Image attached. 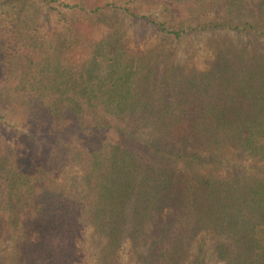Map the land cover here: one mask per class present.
I'll return each mask as SVG.
<instances>
[{"label": "trees", "instance_id": "16d2710c", "mask_svg": "<svg viewBox=\"0 0 264 264\" xmlns=\"http://www.w3.org/2000/svg\"><path fill=\"white\" fill-rule=\"evenodd\" d=\"M102 1L0 0V264H264V0Z\"/></svg>", "mask_w": 264, "mask_h": 264}, {"label": "rangeland", "instance_id": "374dc122", "mask_svg": "<svg viewBox=\"0 0 264 264\" xmlns=\"http://www.w3.org/2000/svg\"><path fill=\"white\" fill-rule=\"evenodd\" d=\"M104 2H107V0H103L100 3L102 4ZM92 3L95 4V2ZM53 7H58V11L55 9L48 10L43 5H38V4L34 5L33 2L25 7L23 14L25 16L30 17V19H33L34 22V17H35L34 13H36L37 22L39 23V27L41 28V32L43 33L45 32L47 33V31L51 30L54 27L60 29L62 28V26L65 27L66 24L67 26L71 24L74 27H77L79 33H83L84 31H86V27H85L86 23L84 21L85 19L81 15L72 16V13L74 11L69 10L67 7H63L58 4H53ZM140 11L144 13H156L157 6L153 5L152 3H147V5H142L140 7ZM12 13H14V10H10L8 5L0 3V23L9 25L10 24L9 22L12 20ZM96 36H97L96 34H93V39H95ZM88 39H90V36L88 37ZM130 39L132 41L131 44L134 51H138L142 49L141 47H143L144 44H150V43L152 44L154 41L151 30L149 31L140 25L136 27H132V31H130ZM230 39L231 38L229 37L228 41H230ZM217 41L218 39L214 42ZM84 46L85 44L81 43L76 47V49L73 52L69 51L68 52L69 57L73 59L78 58V56L82 53ZM213 47L214 44L211 42V39H209V36L205 35L204 37H199L196 41L195 40L187 41L186 43H183L182 48L180 47L179 53L181 51H182L181 54L194 52L193 61L196 63L197 67L203 69L206 68L209 62L214 59ZM33 158H34V154H33ZM31 236H34V234H32ZM78 247L79 248L76 255H79L81 253L80 240L78 242ZM23 264H27V263H23Z\"/></svg>", "mask_w": 264, "mask_h": 264}]
</instances>
